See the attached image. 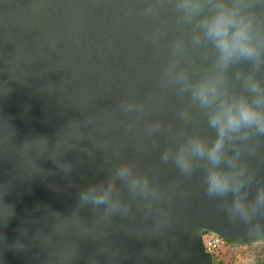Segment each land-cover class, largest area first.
Here are the masks:
<instances>
[{"label":"water","instance_id":"water-1","mask_svg":"<svg viewBox=\"0 0 264 264\" xmlns=\"http://www.w3.org/2000/svg\"><path fill=\"white\" fill-rule=\"evenodd\" d=\"M147 3L0 0V264H214L202 232L249 238L205 195L199 173L187 181L161 162L168 140L147 136L156 119L182 126L174 93L127 130L135 114L121 100L159 93L166 40L177 34L165 14L168 37L153 47L161 19L141 15ZM189 127L207 132L195 110ZM122 160L159 187L148 219L144 206L111 219L78 207L79 190ZM253 163L264 177V163Z\"/></svg>","mask_w":264,"mask_h":264},{"label":"clouds","instance_id":"clouds-1","mask_svg":"<svg viewBox=\"0 0 264 264\" xmlns=\"http://www.w3.org/2000/svg\"><path fill=\"white\" fill-rule=\"evenodd\" d=\"M167 13L177 30L171 38L163 21ZM141 15L161 19L148 39L159 48L167 38V58L158 94L121 100L122 112L135 114L127 130L147 104L174 93L182 102L176 112L182 126L156 119L145 127L153 145L160 136L168 140L161 162L187 181L199 173L205 195L218 202L230 224L243 225L249 238L264 237V177L253 163H264V0H148ZM194 110L207 132L189 127ZM160 199L154 178L134 161L122 160L106 181L79 190L78 207L90 205L111 219L133 216L134 205L144 206L148 219ZM254 259L237 255L236 264Z\"/></svg>","mask_w":264,"mask_h":264},{"label":"rangeland","instance_id":"rangeland-1","mask_svg":"<svg viewBox=\"0 0 264 264\" xmlns=\"http://www.w3.org/2000/svg\"><path fill=\"white\" fill-rule=\"evenodd\" d=\"M260 244V239L249 241H226L224 240V252L218 256L213 257L214 264H236L237 255L244 257H254L253 264H260L257 256V248Z\"/></svg>","mask_w":264,"mask_h":264},{"label":"built area","instance_id":"built-area-1","mask_svg":"<svg viewBox=\"0 0 264 264\" xmlns=\"http://www.w3.org/2000/svg\"><path fill=\"white\" fill-rule=\"evenodd\" d=\"M201 240L204 249L208 251L213 257H218L224 252V239L220 236L209 232H202Z\"/></svg>","mask_w":264,"mask_h":264},{"label":"trees","instance_id":"trees-1","mask_svg":"<svg viewBox=\"0 0 264 264\" xmlns=\"http://www.w3.org/2000/svg\"><path fill=\"white\" fill-rule=\"evenodd\" d=\"M254 239H260V244L257 248V256L260 264H264V237H259V238H248L244 239L238 242H243V241H249V240H254ZM226 241H235V240H226Z\"/></svg>","mask_w":264,"mask_h":264}]
</instances>
